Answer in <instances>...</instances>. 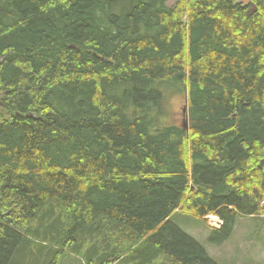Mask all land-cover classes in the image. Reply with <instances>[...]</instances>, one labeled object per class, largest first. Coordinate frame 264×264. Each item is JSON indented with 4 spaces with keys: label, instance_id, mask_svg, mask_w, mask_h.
I'll return each mask as SVG.
<instances>
[{
    "label": "trees",
    "instance_id": "obj_1",
    "mask_svg": "<svg viewBox=\"0 0 264 264\" xmlns=\"http://www.w3.org/2000/svg\"><path fill=\"white\" fill-rule=\"evenodd\" d=\"M169 2L0 0V264H219L172 217L264 218V0Z\"/></svg>",
    "mask_w": 264,
    "mask_h": 264
},
{
    "label": "rangeland",
    "instance_id": "obj_2",
    "mask_svg": "<svg viewBox=\"0 0 264 264\" xmlns=\"http://www.w3.org/2000/svg\"><path fill=\"white\" fill-rule=\"evenodd\" d=\"M174 1L170 0L169 5H172ZM173 88L172 85L162 87L160 105L155 106L152 111V116L161 125L169 124L168 122L177 119L176 123L184 122L185 97ZM171 221L198 240L200 244L203 243L202 245L219 264H264V229H261L264 218L261 216L238 217L234 233L221 245L209 242L211 225L207 219L203 222L189 215L176 214ZM75 258L79 260L71 254L63 264H73Z\"/></svg>",
    "mask_w": 264,
    "mask_h": 264
},
{
    "label": "bare ground",
    "instance_id": "obj_3",
    "mask_svg": "<svg viewBox=\"0 0 264 264\" xmlns=\"http://www.w3.org/2000/svg\"><path fill=\"white\" fill-rule=\"evenodd\" d=\"M140 3V2H139ZM13 4V3H12ZM153 5V4H152ZM137 6V5H136ZM248 16V15H247ZM3 19V18H2ZM118 19V18H117ZM125 19V18H124ZM232 20V19H231ZM17 23V22H16ZM122 23V22H121ZM193 23V22H192ZM121 25V24H120ZM128 26V25H127ZM122 27V26H121ZM210 27V26H209ZM202 29V28H201ZM138 30V29H137ZM198 30V29H197ZM127 31V30H126ZM206 31H208V29L206 30ZM128 33V32H127ZM108 34V33H107ZM110 34V33H109ZM119 34V33H118ZM135 34V33H134ZM195 35V34H194ZM104 36V35H103ZM112 40V39H111ZM174 40V39H173ZM3 46V45H2ZM116 47V46H115ZM238 49V48H237ZM114 51V50H113ZM146 51V50H145ZM220 52V51H219ZM166 53V52H165ZM164 53V54H165ZM112 54V53H111ZM140 54V53H139ZM146 54V53H145ZM156 54V53H155ZM137 55V54H136ZM151 56V55H150ZM153 56V55H152ZM95 57V56H94ZM146 57V56H145ZM145 57H143V58H145ZM107 58V57H106ZM142 58V57H141ZM156 58H157V56H156ZM199 60V59H198ZM182 61V60H181ZM233 74V73H232ZM195 79V78H194ZM223 79V78H222ZM178 81V80H177ZM214 83V82H213ZM165 85V84H164ZM166 85H168V84H166ZM197 85V84H196ZM159 86V85H158ZM162 86V85H161ZM198 87V86H197ZM170 88V87H169ZM199 88V87H198ZM198 90V89H197ZM211 91V90H210ZM154 92V91H153ZM158 93V92H157ZM208 93V92H207ZM192 94V93H191ZM152 95V94H151ZM209 99V98H208ZM157 101V100H156ZM203 103V102H202ZM256 103V102H255ZM69 106V105H68ZM78 108V107H77ZM83 111V110H82ZM195 112H196V110H195ZM249 112V111H248ZM76 113V112H75ZM194 113V112H193ZM198 113V112H197ZM201 113V112H200ZM199 113V114H200ZM210 114V113H209ZM224 114V113H223ZM73 115V114H72ZM79 117V116H78ZM76 118V117H75ZM189 122V121H188ZM230 123V122H229ZM236 123V122H235ZM212 124V123H211ZM255 123H253V125H254ZM188 125V124H187ZM246 126V125H245ZM248 126H250V125H248ZM186 127V126H185ZM243 127V126H242ZM255 127V126H254ZM253 127V128H254ZM210 128H211V126H210ZM190 130V129H189ZM244 130H245V128H244ZM257 130V129H256ZM261 130V129H260ZM146 131V130H145ZM243 132V131H242ZM249 132V131H248ZM184 134V133H183ZM236 134V133H235ZM260 134V133H259ZM260 136V135H259ZM239 138V137H238ZM251 138V137H250ZM233 139V138H232ZM231 139V140H232ZM229 141V140H228ZM264 144V143H263ZM252 146V145H251ZM251 148V147H250ZM153 151V150H152ZM229 153H230V151H229ZM215 154V153H214ZM243 156V155H242ZM245 156H246V153H245ZM217 160V159H216ZM206 165V164H205ZM229 166V165H228ZM220 170V169H219ZM182 173V172H181ZM219 173V172H218ZM228 174V173H227ZM171 179V178H170ZM177 180V179H176ZM237 180V179H236ZM175 181V180H174ZM220 181V180H219ZM179 182V181H178ZM223 185V184H222ZM217 189V188H216ZM220 189V188H219ZM264 189V188H263ZM229 196V195H228ZM225 200V199H224ZM224 202V201H223ZM226 204V203H225ZM239 216H241V215H239ZM235 218V217H234ZM229 219H231V218H229ZM222 220H223V218H222ZM234 223V222H233ZM232 223V224H233ZM225 225V224H224ZM210 226V225H209ZM225 229V228H224ZM221 230V229H220ZM228 229H226V231H227ZM193 231V230H192ZM228 232V231H227ZM77 233V232H76ZM226 233V232H225ZM79 234H80V232H79ZM217 234V233H216ZM219 235V234H218ZM217 235V236H218ZM228 235V234H227ZM230 235V234H229ZM77 236H79L78 234H77ZM222 236V235H221ZM216 237V236H215ZM214 237V238H215ZM76 238V237H75ZM78 238V237H77ZM179 238V237H178ZM217 238V237H216ZM195 239V238H194ZM225 239V238H224ZM192 240V239H191ZM219 240V239H218ZM223 240V239H222ZM229 240V239H228ZM178 241V240H177ZM175 242V241H174ZM190 242V241H189ZM209 242H210V240H209ZM219 243V242H218ZM225 243V242H224ZM203 244V243H202ZM173 248V247H172ZM192 251V250H191ZM205 251V250H204ZM198 253V252H197ZM11 254V253H10ZM186 254V253H185ZM188 254V253H187ZM200 256V255H199ZM125 259V258H124ZM8 260V259H7ZM136 261V260H135ZM126 262H128V261H126ZM133 262V261H132ZM139 262V261H138ZM202 262V261H201ZM120 263H121V261H120ZM128 263H130V264H132L131 262H128ZM137 264V263H136ZM139 264V263H138ZM143 264V263H142Z\"/></svg>",
    "mask_w": 264,
    "mask_h": 264
},
{
    "label": "built area",
    "instance_id": "obj_4",
    "mask_svg": "<svg viewBox=\"0 0 264 264\" xmlns=\"http://www.w3.org/2000/svg\"><path fill=\"white\" fill-rule=\"evenodd\" d=\"M211 224L219 227L222 224V221H220L217 217H211Z\"/></svg>",
    "mask_w": 264,
    "mask_h": 264
},
{
    "label": "water",
    "instance_id": "obj_5",
    "mask_svg": "<svg viewBox=\"0 0 264 264\" xmlns=\"http://www.w3.org/2000/svg\"><path fill=\"white\" fill-rule=\"evenodd\" d=\"M245 4L248 5L249 4V0H244ZM252 12L256 11V7H253L251 9ZM184 114L187 112V107L183 109Z\"/></svg>",
    "mask_w": 264,
    "mask_h": 264
}]
</instances>
